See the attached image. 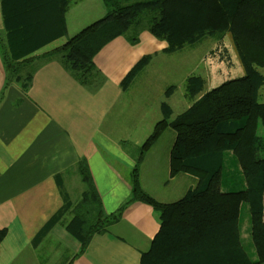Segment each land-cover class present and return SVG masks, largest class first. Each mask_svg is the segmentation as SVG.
Listing matches in <instances>:
<instances>
[{"label": "trees", "instance_id": "1", "mask_svg": "<svg viewBox=\"0 0 264 264\" xmlns=\"http://www.w3.org/2000/svg\"><path fill=\"white\" fill-rule=\"evenodd\" d=\"M76 2L0 0L6 85L15 81L25 91L31 77L22 78V70L36 60L58 58L80 85L89 86L98 53L142 21L150 36L165 42L161 50L165 55L212 41L215 48L209 57L229 64L224 45L229 36L244 75L201 96L204 80L188 77L184 90L192 103L174 118L168 104L160 103L162 118L136 149L130 194L115 212L104 213L87 161L80 158L64 172L73 170L78 177L83 185L80 196L71 201L61 190V208L36 234L32 246L61 223L83 254L91 239L116 224L129 205L142 203L156 213L159 227L139 264H264V133L260 130L264 103L258 102L264 86V75L258 72L264 70V0H99L101 16L68 37L66 18ZM62 38V45L34 54ZM138 67L137 63L127 72L122 87L134 79ZM173 90V86L165 89V100ZM167 130L174 135L169 178L190 176L195 183L180 199L160 203L141 188L138 168ZM242 205L247 208L253 258L240 241ZM4 235L5 230H0V241Z\"/></svg>", "mask_w": 264, "mask_h": 264}, {"label": "crops", "instance_id": "2", "mask_svg": "<svg viewBox=\"0 0 264 264\" xmlns=\"http://www.w3.org/2000/svg\"><path fill=\"white\" fill-rule=\"evenodd\" d=\"M66 29L68 36L67 20ZM62 39L34 54L51 50L44 51ZM163 43L161 50L166 46ZM5 44L1 22L0 230H5V235L0 241V264H139L140 255L149 250L159 227L156 213L142 203L129 205L116 224L91 239L83 254L61 223L53 225L41 242L32 246L36 234L61 208V190L71 201L80 196L83 188L75 182L78 177L73 170L64 173L80 158L87 161L106 215L129 197V173L135 159L122 146L137 149L151 131L144 139L139 137L143 111L139 119L127 121L125 109L130 106L123 101L129 86L122 87L121 82L132 62L127 60L123 68L120 65L102 75L96 69L90 85L82 86L58 58L36 60L22 70V78L31 77L24 91L15 81L6 85L8 74L2 59ZM120 100L122 114L111 117ZM167 137L170 142L164 158L151 159L148 152L138 168L141 188L160 203L170 202L156 199L148 186L179 184L188 190L195 183L190 176L169 178L174 135Z\"/></svg>", "mask_w": 264, "mask_h": 264}, {"label": "rangeland", "instance_id": "3", "mask_svg": "<svg viewBox=\"0 0 264 264\" xmlns=\"http://www.w3.org/2000/svg\"><path fill=\"white\" fill-rule=\"evenodd\" d=\"M101 13L102 9L99 0H77L76 4L69 9L66 18L69 26L68 37L78 33L86 25L97 20L101 16ZM143 22L137 27L130 28L125 36L105 46L98 53L94 62L96 69L99 70L101 75L111 72L120 65L123 68V64H126L125 61L127 60L132 62L131 66L126 68L127 70L137 63L139 64L138 72L129 83L128 92H125L123 105L130 106L125 109L128 115L127 121L133 120L135 117L139 119L140 111H143V127L139 137H143L144 139L145 135L150 130L152 131L154 125L161 119L159 111L160 103L165 102L168 104L172 111L171 118L180 114L192 103V100L185 96L184 90L185 81L188 77L197 76L204 80L203 89L199 95L201 96L225 81L243 76L244 71L229 36H226L224 39L225 48L230 56L229 64L218 63L217 57H209L208 53L215 48V43L212 41L204 42L192 49L185 48L174 54L165 55L161 52V47L164 45L163 41L150 36L143 29ZM133 37L137 38V41L131 43L130 41ZM64 42L65 38L48 46L44 51L53 49L56 46L58 47V45L60 46ZM258 72L264 75V70H258ZM169 86H173L174 90L169 98L165 100L164 91ZM258 102L264 103V86L258 92ZM119 103L122 104V100L113 109L111 117L114 115L119 117L122 114V111H120L122 105L118 107ZM260 130L261 133H264V128H260ZM171 135L172 132L170 130L165 131L148 151L149 153L147 152V156L161 161L164 155H166L163 153L169 141L167 136ZM122 148L131 159L136 158V149L132 150L131 147L126 145H123ZM75 182L83 188L78 178ZM187 187L185 185L179 186V184L169 188L150 185L148 189L152 191L156 199L174 202L182 197ZM238 225L241 244L247 254L253 258L254 251L249 237V219L245 205L241 206Z\"/></svg>", "mask_w": 264, "mask_h": 264}]
</instances>
